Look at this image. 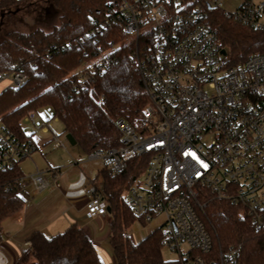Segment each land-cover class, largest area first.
I'll return each instance as SVG.
<instances>
[{
  "label": "built area",
  "instance_id": "built-area-1",
  "mask_svg": "<svg viewBox=\"0 0 264 264\" xmlns=\"http://www.w3.org/2000/svg\"><path fill=\"white\" fill-rule=\"evenodd\" d=\"M222 5L223 0H118L116 16L124 31L145 39L137 63L149 106L136 124L116 120L118 146L89 154L115 173L133 161L144 164L141 182L139 173L128 188L134 224L159 222L153 229H164L166 245L179 251L184 264L238 262L236 247H220L211 255L213 237L203 218L206 197L230 201L264 229V53L231 63L209 19V9ZM226 13L264 31V0H244ZM27 78L21 70L1 72L0 84L17 86ZM36 118L37 111L30 110L23 120L36 125ZM52 126L49 121L37 127ZM60 135L53 139L66 147ZM35 149L32 131L22 136L0 122V172ZM60 174V169H36L16 182L21 193L28 187L44 192L58 186ZM85 193L87 217H106L102 188L92 183Z\"/></svg>",
  "mask_w": 264,
  "mask_h": 264
},
{
  "label": "trees",
  "instance_id": "trees-1",
  "mask_svg": "<svg viewBox=\"0 0 264 264\" xmlns=\"http://www.w3.org/2000/svg\"><path fill=\"white\" fill-rule=\"evenodd\" d=\"M43 1L0 0V17L8 19L0 33V73L21 70L28 77L20 85L0 89V122L24 136L25 115L50 107L52 117L63 123L64 131L85 153L118 146L121 133L116 120L136 124L149 106L137 63L140 48H147L145 39L125 42L128 34L116 16L118 0H51L50 9L42 12ZM21 10L27 12V19L11 24ZM57 18L59 24L44 27ZM209 19L232 64L242 63L252 53H264L263 30L230 19L221 8H210ZM26 24L27 30L21 26ZM143 168V163L133 161L122 172L101 170L114 260L116 264H184L181 255L164 257L163 228L136 242L127 233L136 216L123 192ZM21 174L20 164L0 172V243L3 221L24 205L16 182ZM204 202L203 218L214 242L211 255L220 247H236L237 264H264V229H257L230 201L206 197ZM27 239L29 246L14 264H104L97 246L77 223L52 236L35 230Z\"/></svg>",
  "mask_w": 264,
  "mask_h": 264
},
{
  "label": "crops",
  "instance_id": "crops-1",
  "mask_svg": "<svg viewBox=\"0 0 264 264\" xmlns=\"http://www.w3.org/2000/svg\"><path fill=\"white\" fill-rule=\"evenodd\" d=\"M75 164L77 162L72 160L66 166L36 167V169H60L58 186L44 192H37L33 187H28L22 193L24 197L22 209L6 217L2 224L0 264H14L22 250L29 246L27 237L33 231L40 230L47 236H52L74 223L84 228L97 246L100 256H102L101 252L106 255L107 264H116L109 244L110 214L95 218H88L86 215L89 198L83 185L86 178L81 177V173L92 178L95 169L89 170L83 165V171H79ZM95 220L99 223L100 233L89 226ZM107 228H109L108 232H105Z\"/></svg>",
  "mask_w": 264,
  "mask_h": 264
},
{
  "label": "rangeland",
  "instance_id": "rangeland-1",
  "mask_svg": "<svg viewBox=\"0 0 264 264\" xmlns=\"http://www.w3.org/2000/svg\"><path fill=\"white\" fill-rule=\"evenodd\" d=\"M244 0H223V5L221 10L223 11H235L242 3ZM44 4L41 5L42 7V12L50 9L52 6V1L51 0H44ZM48 12V11H47ZM24 10H21L18 12L17 16H14L10 23H17L18 21L22 20L24 21L26 15H25ZM46 15V14H44ZM8 19L5 17V20H2L0 17V33L2 32V29H4L7 26ZM26 23V21H25ZM59 24V18L56 20L53 19L52 23L49 25H44L46 29L52 28L54 25ZM24 29L27 30L29 26L26 24L21 25ZM132 36L128 35L127 39L125 42H129L131 40ZM8 84V81H3L0 84V89L2 87H5ZM3 85V86H2ZM51 121L53 123V126L45 130L44 128L37 127L39 126L42 122L48 123ZM23 127L25 130H30L33 132V138L35 140L36 146H38L37 149H35L33 152L30 153L29 156L26 158L22 159L20 161V167L23 171L24 174H29L32 173L36 170V167L39 168H46L49 165L52 166H66L70 163V161L77 162L75 164L79 171H83V165L86 167V169H95L94 175L92 178L88 175H83V172L81 173V177L86 178L84 181L83 185L84 188L88 187L90 184L95 182L97 186L100 188L103 187V178H102V173L101 170L104 168L102 165V162L99 159H90L89 154L85 153L83 149L81 148L80 145L74 144L72 145L67 137H66V132L64 131V126L61 121H59L56 118L52 117V109L50 107H46L41 109L39 112H37V118H36V125L32 123L31 121H25L23 120ZM61 132V135L59 136L60 139L65 143L66 147H59L56 145L55 140L53 139L54 133ZM101 164H100V162ZM76 174V172H75ZM141 174V173H140ZM143 174H141L139 180L141 182V177ZM87 177H89L87 179ZM94 180V181H93ZM86 182V183H85ZM137 182V181H136ZM135 184V181H131L130 185ZM129 185V186H130ZM128 186V187H129ZM124 197L127 199L128 196V188H126L123 192ZM159 222L156 224H150L147 223L145 225L142 224H134L129 227L127 233L130 236V239L132 241H138L143 237L145 234L151 231L156 225H158ZM89 224V223H88ZM90 228L92 230H100L99 223L95 220L89 224ZM109 227V226H108ZM108 229H106L105 232H108ZM100 233V231H99ZM98 234V233H97ZM100 237V236H99ZM183 249L187 250L188 247L186 245H183ZM101 258L105 264H107V257L104 253L101 252ZM163 255L167 259H174L179 257V251L175 249H171L169 246L165 245L163 248Z\"/></svg>",
  "mask_w": 264,
  "mask_h": 264
},
{
  "label": "water",
  "instance_id": "water-1",
  "mask_svg": "<svg viewBox=\"0 0 264 264\" xmlns=\"http://www.w3.org/2000/svg\"><path fill=\"white\" fill-rule=\"evenodd\" d=\"M66 137H67L68 141H69L72 145L76 144V140L74 139V137H73V135H72L71 133H67V134H66ZM108 211L110 212V206H108Z\"/></svg>",
  "mask_w": 264,
  "mask_h": 264
},
{
  "label": "bare ground",
  "instance_id": "bare-ground-1",
  "mask_svg": "<svg viewBox=\"0 0 264 264\" xmlns=\"http://www.w3.org/2000/svg\"><path fill=\"white\" fill-rule=\"evenodd\" d=\"M3 86V85H2Z\"/></svg>",
  "mask_w": 264,
  "mask_h": 264
}]
</instances>
